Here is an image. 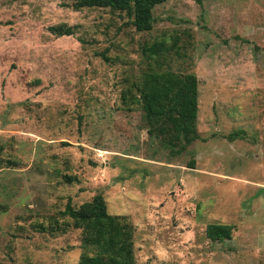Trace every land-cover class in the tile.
Segmentation results:
<instances>
[{"label": "rangeland", "instance_id": "374dc122", "mask_svg": "<svg viewBox=\"0 0 264 264\" xmlns=\"http://www.w3.org/2000/svg\"><path fill=\"white\" fill-rule=\"evenodd\" d=\"M152 16L136 31L107 7L0 0V264H76L79 229L58 212L95 194L131 224L137 264H264V0ZM149 68L196 77L199 138L179 155L130 100ZM211 222L230 238L205 237Z\"/></svg>", "mask_w": 264, "mask_h": 264}, {"label": "trees", "instance_id": "16d2710c", "mask_svg": "<svg viewBox=\"0 0 264 264\" xmlns=\"http://www.w3.org/2000/svg\"><path fill=\"white\" fill-rule=\"evenodd\" d=\"M75 9L82 7H107L123 11L136 31L149 30L152 26V8L165 0H70ZM55 33L70 34L68 27H50ZM148 55L158 57L164 52V41L146 47ZM105 59V58H104ZM137 95L131 96L142 112L146 133L156 139L169 155H179L199 138L196 130L197 80L193 73L149 68L132 82ZM124 97V94H122ZM240 131L227 134L229 140ZM193 167V159L187 162ZM69 181V177H65ZM64 225L79 229L81 249L76 264H137L133 255L131 224L123 215L109 214L100 194L73 207L67 200L58 212ZM56 219H54L55 221ZM231 225L211 222L204 229L205 237L213 241L230 238ZM65 229H62L64 232Z\"/></svg>", "mask_w": 264, "mask_h": 264}]
</instances>
